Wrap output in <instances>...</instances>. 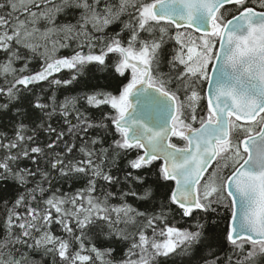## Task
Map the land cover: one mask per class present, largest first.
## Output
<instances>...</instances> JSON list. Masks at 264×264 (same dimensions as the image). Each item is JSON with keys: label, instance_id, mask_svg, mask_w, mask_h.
Masks as SVG:
<instances>
[{"label": "snow or ice", "instance_id": "obj_1", "mask_svg": "<svg viewBox=\"0 0 264 264\" xmlns=\"http://www.w3.org/2000/svg\"><path fill=\"white\" fill-rule=\"evenodd\" d=\"M0 264H264V0H0Z\"/></svg>", "mask_w": 264, "mask_h": 264}, {"label": "trees", "instance_id": "obj_2", "mask_svg": "<svg viewBox=\"0 0 264 264\" xmlns=\"http://www.w3.org/2000/svg\"><path fill=\"white\" fill-rule=\"evenodd\" d=\"M164 70L166 71L167 69L165 68ZM44 87H47V85H44ZM61 98H63V97L61 96ZM223 212H224V210L221 209V214H223Z\"/></svg>", "mask_w": 264, "mask_h": 264}, {"label": "flooded vegetation", "instance_id": "obj_3", "mask_svg": "<svg viewBox=\"0 0 264 264\" xmlns=\"http://www.w3.org/2000/svg\"><path fill=\"white\" fill-rule=\"evenodd\" d=\"M195 35H198V33H194Z\"/></svg>", "mask_w": 264, "mask_h": 264}]
</instances>
